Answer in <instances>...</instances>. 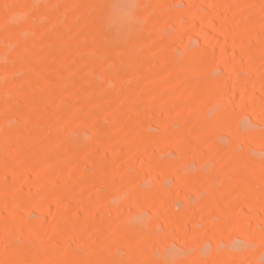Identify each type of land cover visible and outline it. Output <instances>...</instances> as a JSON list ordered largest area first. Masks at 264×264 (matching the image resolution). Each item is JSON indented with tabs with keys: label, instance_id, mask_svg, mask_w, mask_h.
Returning <instances> with one entry per match:
<instances>
[{
	"label": "rangeland",
	"instance_id": "374dc122",
	"mask_svg": "<svg viewBox=\"0 0 264 264\" xmlns=\"http://www.w3.org/2000/svg\"><path fill=\"white\" fill-rule=\"evenodd\" d=\"M0 0V264H264V0Z\"/></svg>",
	"mask_w": 264,
	"mask_h": 264
},
{
	"label": "clouds",
	"instance_id": "9594fccd",
	"mask_svg": "<svg viewBox=\"0 0 264 264\" xmlns=\"http://www.w3.org/2000/svg\"><path fill=\"white\" fill-rule=\"evenodd\" d=\"M137 0H105L104 24L114 33H122L136 21Z\"/></svg>",
	"mask_w": 264,
	"mask_h": 264
}]
</instances>
